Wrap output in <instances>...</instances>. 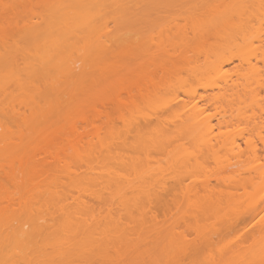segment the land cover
<instances>
[{"label": "bare ground", "instance_id": "6f19581e", "mask_svg": "<svg viewBox=\"0 0 264 264\" xmlns=\"http://www.w3.org/2000/svg\"><path fill=\"white\" fill-rule=\"evenodd\" d=\"M164 1L0 0V264H136L147 258L151 263V256L161 253L170 261L209 257L223 264L227 251L246 264H264V0H199L190 33L186 27L165 31L157 53L163 69L171 53L182 59L196 45L192 65L177 80L188 100L173 103L176 96L169 100L165 93L160 104L161 94L148 91L146 105L158 106L156 121L144 111L142 123L134 117L122 134L77 155L81 164L75 169L64 155L66 178L53 177L45 187L35 184L27 190L28 200L25 186L14 196L5 183L21 179L16 185H24V143L34 135L51 154L58 138L44 132L64 111L67 95L111 77L106 90L113 85L114 97L106 93L99 102L115 103L122 93L131 96L142 89L138 74L118 72L119 58L131 45L107 29V18L138 21L148 16L146 4L156 8ZM230 64L233 72L225 68ZM210 107L224 113L213 121L206 113ZM77 108L85 119L82 105ZM243 120L248 131L239 138L246 149L232 137ZM65 140L66 146L82 141L70 132ZM164 194L179 197L181 214L194 222L198 234L187 239L174 229L173 219L165 235L160 228L162 234L154 237L156 244L163 242L160 252L156 247L151 252L148 224L157 221L159 206H170ZM13 203L16 212L9 210ZM241 207L249 213L245 227L251 225L244 248L224 245L218 262L211 253L215 226L205 222L218 218L233 228L238 217H229L228 210ZM201 219L206 220L202 225Z\"/></svg>", "mask_w": 264, "mask_h": 264}, {"label": "rangeland", "instance_id": "374dc122", "mask_svg": "<svg viewBox=\"0 0 264 264\" xmlns=\"http://www.w3.org/2000/svg\"><path fill=\"white\" fill-rule=\"evenodd\" d=\"M196 2V3H195ZM201 2L199 0H167L162 2V5L157 6L156 8L149 6L146 4L145 6V14L148 15L144 19L141 18L138 21L132 20L126 17L124 20L120 19L118 16L110 14L107 18V29H110L112 34L119 38V41H123V43L130 44L131 48L128 49L123 55L119 58V63L121 67L119 68V74H129L132 73L137 76L141 77V87L142 89L139 91H134L133 95L128 96L125 93L119 95L117 101L115 103H111L110 101L105 100L103 103L99 102L97 99L105 95L106 93L114 97L112 93L115 92L113 85H110V89L106 90V84L111 80V76L113 74L107 75L111 77L107 80H100L94 89H91L89 86L88 88H80L77 90L74 97L69 98L67 95V102L64 103L66 105L63 112L58 113L54 118L53 122L54 125L51 127L49 126L44 132L45 134L50 133V135L54 136V138H58L57 144L55 146H51V156L44 153V147L41 145L37 140H35L37 135H34L33 138H29L33 141H27L24 143V150L26 152V156L28 159L27 166L24 170L26 174V178H24V185L17 186L16 184L19 183L21 179H17L16 183L9 182L6 180V184L9 186L10 190L14 192V196L17 195L16 192L20 187H24L25 194L23 198L28 200L31 197V194L28 193L27 190L34 187L35 184H38L40 187H45V185L51 184V178L59 177L60 180H64V167H65V157L66 159H70L71 161V168L75 169L80 163L79 158L75 157L77 155H83L87 153L90 147L96 146L99 141L102 140H109L112 136L115 137L117 133L122 134L125 130V126L135 117L139 118L142 113H150L152 116L151 118L156 121L157 114L153 112L156 108L148 107L151 105H146L145 95L148 91L151 93L157 92L161 94V98L157 99L156 101L159 102L164 96L165 93L169 95L168 99L172 100L173 103H177L182 99L188 100L187 96L182 94V88L179 83H177L178 78H183L186 76L188 69L193 63V59L196 56L197 50L196 45H190L189 49L186 51L187 53L181 59L175 53H171V58L167 69H163L160 66L161 60L159 59V55L157 54L159 50V44L164 41L165 39V31H175L178 30L179 27H186L190 33V26L196 23L195 16L198 12V5L200 6ZM168 34V33H167ZM170 34V33H169ZM171 37V36H170ZM211 43L212 40H210ZM171 52H174L171 50ZM179 52V50H178ZM155 58L153 65L150 63V59ZM188 61V62H186ZM232 64L226 66L227 70L229 69L230 72L232 70ZM201 81V80H199ZM199 81H196L195 87L198 91H202V87L199 84ZM114 84V83H112ZM150 93V94H151ZM159 94V95H160ZM178 94V95H177ZM166 96V95H165ZM152 97V96H151ZM66 98V97H65ZM153 98V97H152ZM192 98V97H191ZM194 101L199 100L197 97H193ZM196 98V99H195ZM164 100V99H163ZM155 101V103H156ZM151 102V101H150ZM162 102V101H161ZM161 102H159L161 104ZM152 103V102H151ZM159 103L157 105H159ZM171 103V104H173ZM199 104H202L200 101ZM154 104V102L152 103ZM82 105V111H85V119L82 118L81 113L77 110V106ZM96 105V106H95ZM160 106V105H159ZM94 107L96 109H94ZM257 107H255L256 109ZM158 109V108H157ZM148 110H152L149 112ZM161 111V110H160ZM159 111V112H160ZM164 111V110H163ZM166 112V111H165ZM162 111L158 114L161 117ZM164 113V112H163ZM206 113L212 115L213 121L216 117H219L221 114L224 113L222 108H209ZM161 114V115H160ZM165 114V113H164ZM163 114V115H164ZM84 117V115H83ZM163 117V116H162ZM161 117V119H162ZM166 117V116H165ZM165 119V118H164ZM248 124L246 121H241L237 126L233 127L232 129V137L237 138V142L240 144V149H246V145L243 140L239 138L241 134H245L248 131ZM70 132V134H74L75 136L82 139L81 143L76 146H66V134ZM29 132L26 131L25 134ZM44 134V135H45ZM40 135V134H39ZM29 140V139H28ZM254 145L256 148L261 146V142L257 137H254ZM56 156H59L56 158ZM158 156V155H157ZM261 163H264L263 155L260 159ZM84 166V164H82ZM83 168V167H82ZM81 170V169H80ZM21 175V173H19ZM30 177V179H28ZM34 178V179H33ZM66 178V177H65ZM33 179V180H32ZM171 185V181L168 182ZM3 198V189L0 187V202ZM165 201H168L171 206L166 208L170 211L167 213L166 208L157 209V221H150L148 226H150V235L148 238V244L151 247V252L156 247V252H160V248L163 247V242L159 241L157 244L155 243L154 237H160L162 234L160 232V228L163 231V235H165L168 231V225H170L171 221L174 220L175 222L174 229L176 231H183L184 235L187 236V239L192 240L196 237V233L198 234L196 227H194V222L190 219L184 217L185 208L182 206L181 203L176 199L179 197H175L172 194H164ZM23 199V200H24ZM174 201L176 203V207L174 205ZM177 201V202H176ZM96 203V201H94ZM178 203V204H177ZM168 204V203H167ZM180 204V205H179ZM2 205H5L3 202ZM97 205V203H96ZM178 205V207H177ZM182 209V214L180 209ZM1 208V203H0ZM18 209L17 203H13L10 205L9 210L11 212H16ZM154 209V210H155ZM166 210V211H165ZM247 209L245 207L241 208H233L228 210V216L232 217L233 219H237L238 221L234 225L233 228H227V222L225 220H216L211 218V220H207L205 222V226L207 227L210 225H214V230L212 231L214 235H212V240H214L215 246H212V254L213 258L218 260L219 258V249H223V246L227 245H236L235 247H240L243 250L245 245V235L248 231L249 227H245L246 223L249 220V213H245ZM156 211V210H155ZM186 212V211H185ZM187 214V213H185ZM189 215V214H188ZM187 215V216H188ZM182 216V217H179ZM244 216V221L241 223L240 217ZM160 220L165 222L161 223ZM160 221V223H159ZM206 221V220H204ZM202 221L201 225H202ZM231 221H234L231 219ZM153 222V223H151ZM157 222V223H156ZM159 225L157 227L155 225ZM163 224V225H162ZM165 225V226H164ZM200 225V223H199ZM156 228H154V227ZM164 226V227H163ZM158 228V229H157ZM200 229V228H199ZM152 230V231H151ZM154 230V231H153ZM158 232L156 233L155 231ZM196 230V231H195ZM201 230V229H200ZM202 231V230H201ZM154 232V233H153ZM153 233V234H152ZM159 233V235H158ZM161 233V234H160ZM200 233V232H199ZM200 235V234H199ZM166 237V236H165ZM155 238V239H156ZM165 244V243H164ZM228 249V248H227ZM223 251V250H222ZM226 251V250H224ZM165 253L158 254L160 256H151V263L149 262L148 258L146 259V263L137 262L136 264H213L209 261V257L200 259L197 262H190L189 259H183V257H173V261L169 260V257L162 256ZM228 254V255H227ZM166 255V254H165ZM222 261L223 264H246L242 258H229L230 252H226L223 254ZM208 256V255H207ZM225 257L227 260H225ZM175 261V262H174ZM219 262V260H218ZM217 264V263H215ZM222 264V263H221Z\"/></svg>", "mask_w": 264, "mask_h": 264}]
</instances>
